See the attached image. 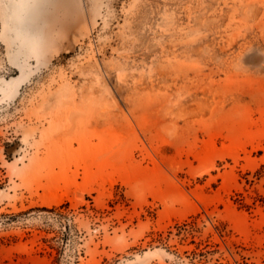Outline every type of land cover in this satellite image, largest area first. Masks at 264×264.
I'll return each instance as SVG.
<instances>
[{
    "label": "rangeland",
    "instance_id": "obj_1",
    "mask_svg": "<svg viewBox=\"0 0 264 264\" xmlns=\"http://www.w3.org/2000/svg\"><path fill=\"white\" fill-rule=\"evenodd\" d=\"M0 264H264V0H0Z\"/></svg>",
    "mask_w": 264,
    "mask_h": 264
}]
</instances>
